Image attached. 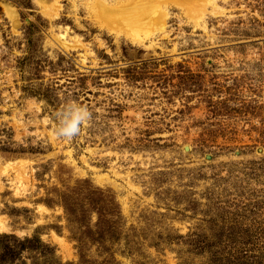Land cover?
I'll return each mask as SVG.
<instances>
[{
	"label": "rangeland",
	"instance_id": "374dc122",
	"mask_svg": "<svg viewBox=\"0 0 264 264\" xmlns=\"http://www.w3.org/2000/svg\"><path fill=\"white\" fill-rule=\"evenodd\" d=\"M96 1L0 0V264H264V0L141 42Z\"/></svg>",
	"mask_w": 264,
	"mask_h": 264
},
{
	"label": "bare ground",
	"instance_id": "6f19581e",
	"mask_svg": "<svg viewBox=\"0 0 264 264\" xmlns=\"http://www.w3.org/2000/svg\"><path fill=\"white\" fill-rule=\"evenodd\" d=\"M119 1V4L114 3L113 6H108L104 1L100 2L97 0L94 7V15L100 24L107 26L111 30L125 33L126 37L133 42L144 41L155 32L164 30L170 7L180 8L185 11L197 24L202 17L200 11L205 12L209 8L211 12L216 13L220 8L217 0Z\"/></svg>",
	"mask_w": 264,
	"mask_h": 264
},
{
	"label": "clouds",
	"instance_id": "9594fccd",
	"mask_svg": "<svg viewBox=\"0 0 264 264\" xmlns=\"http://www.w3.org/2000/svg\"><path fill=\"white\" fill-rule=\"evenodd\" d=\"M93 113L88 106L75 100L66 101L53 113L52 130L56 138L71 141L90 125Z\"/></svg>",
	"mask_w": 264,
	"mask_h": 264
}]
</instances>
